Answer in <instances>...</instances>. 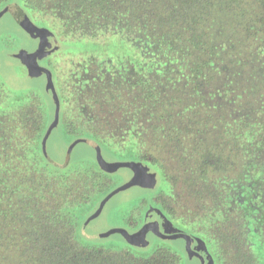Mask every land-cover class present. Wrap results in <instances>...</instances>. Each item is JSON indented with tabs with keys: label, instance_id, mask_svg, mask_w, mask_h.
I'll return each instance as SVG.
<instances>
[{
	"label": "trees",
	"instance_id": "16d2710c",
	"mask_svg": "<svg viewBox=\"0 0 264 264\" xmlns=\"http://www.w3.org/2000/svg\"><path fill=\"white\" fill-rule=\"evenodd\" d=\"M0 5V18L10 13L27 31L30 26L29 32L36 25L47 29L35 18L40 12L58 18L68 30L77 26L94 35L119 34L134 46L130 52L149 60L143 95L160 101L163 91L180 82L191 83L197 95L217 56L216 69L222 72L229 70V56L233 66L239 62L235 50L238 55L249 50L252 60L264 54V0H0ZM236 74L227 73L224 89L239 79ZM6 97L0 82V264L179 263V255L163 247L139 256L86 245L91 215L82 206L106 177L98 170L71 174L60 170L65 165L52 166L41 147L42 131H33L44 127L39 102L33 98L6 108ZM234 124L239 130L224 128L218 148L206 150L199 167L206 177L209 162L219 169L232 160L226 151L233 156L236 150L242 158L243 171L236 178L218 177L226 181L218 191V264H257L250 236L264 249V119ZM233 220L237 228L231 229Z\"/></svg>",
	"mask_w": 264,
	"mask_h": 264
},
{
	"label": "rangeland",
	"instance_id": "374dc122",
	"mask_svg": "<svg viewBox=\"0 0 264 264\" xmlns=\"http://www.w3.org/2000/svg\"><path fill=\"white\" fill-rule=\"evenodd\" d=\"M46 14L37 12L35 18L38 22H43L41 24H45L50 33L49 42L47 41L44 48L50 55L57 77V92L63 100L67 102L68 98L79 97L81 104L83 102L88 105L86 98L89 93L83 92L77 96L76 89L80 87L77 85L78 80L82 74H87L91 79L101 71L105 73V76H102L103 93L98 96L105 101L104 107L90 110L86 106L84 111L88 112H85L86 116L81 120L82 126L89 123L88 125L94 126V131L55 129L46 141L47 156L55 160L57 166L65 165V161L69 159V165L63 169L60 167V170L71 174L98 170L106 177V182L104 179L105 183L99 186L101 189L90 193V200L83 203L82 207L90 213L89 216L91 215L85 231L89 237L85 240L83 238V242L88 246L127 249L139 256H148L156 248L163 247L179 255L178 264H218V191H221V185L226 183L218 177L236 178L238 173L243 171V160L239 158L236 150L231 152L233 156L226 151L224 155L229 154L232 160L219 169L209 162L208 175L204 178L200 177L202 172L198 165L206 150L218 148L219 133L224 128L239 130L237 124H234L235 120L249 122L254 117L255 120L263 121L264 110L260 107L264 102V54L261 53L259 58L253 57L252 60L249 50L242 51L245 52L243 55H238V50H235L234 60L238 62L239 58L240 63L247 65L238 62L233 66L230 64L232 57L229 56V70L222 72L216 69L217 56L213 70L207 69L209 77L202 81L201 91H198L197 95L190 88L191 83L186 85V82H180L183 87H180V83L174 88L169 86L163 91L161 101L157 96L147 97L148 93L143 95V90L141 98L138 94L140 87L129 88L130 84L126 85L127 83L122 81L117 84L110 82V77L115 75L116 70H121L131 80L145 79V64L149 60L143 59L141 54L137 56L136 53L130 52L134 50V46L112 31L94 35L77 26H70L68 30L61 26L58 18ZM27 18L34 23L32 18ZM37 42L36 37L10 13H5L0 18V82L7 93L4 105H7L6 108H15L19 102L32 101L34 98L39 102L44 126L47 128L54 116V96L44 76H30L20 64V60L14 57L15 53L33 49ZM58 47L64 48L58 50ZM86 69L88 73L85 72ZM229 71H237L239 74L235 77L239 79L224 89ZM139 103L143 105L141 135L138 140L134 136L124 138L123 134L128 131H125L127 124H123L127 121L126 117L135 112ZM65 105L70 108L69 104ZM127 108L131 109L132 114H123ZM245 111H248L250 116L246 113H243L246 114L245 117L239 115ZM74 114L79 115L78 107L75 108ZM69 121L76 127L80 123L77 118ZM175 126L187 129H182L185 132H180L181 135H175ZM189 128L194 133L197 128L201 129L203 136L200 138L198 134L187 132ZM183 134L186 135L185 138ZM69 147L73 149L68 157ZM100 148H104L105 154L113 152L119 159L146 164V176L155 183L159 180L162 183V192L173 195L162 198L172 216L155 201L159 206L150 212L145 211L141 206L144 200L139 198L143 187L139 181L125 186L104 203L100 214H95L105 197L131 181L135 173L130 166H118L112 172L111 169H102L98 157ZM138 152L148 156L149 160L153 157L155 161L138 160ZM164 171L171 181V188L163 178ZM235 212L231 210L232 218L237 216ZM147 220L158 222L160 232L166 235L176 234L180 230L188 231L190 248L182 236L163 238L148 232L142 242L132 244L120 232L100 235L116 227L125 228L130 232ZM233 226L237 228L234 220L231 229ZM255 238L250 236L252 248L257 255V264H264V249ZM224 247L226 245L223 244V250Z\"/></svg>",
	"mask_w": 264,
	"mask_h": 264
},
{
	"label": "flooded vegetation",
	"instance_id": "af4514ba",
	"mask_svg": "<svg viewBox=\"0 0 264 264\" xmlns=\"http://www.w3.org/2000/svg\"><path fill=\"white\" fill-rule=\"evenodd\" d=\"M18 22L22 25V22L21 21H18ZM24 24L27 25L25 21H24ZM29 27H28V30L30 31L31 29ZM30 33L32 35H34L36 37L37 41H38L37 44H36V47H34L33 49H30L28 51H22V52L15 53L14 54V57H17L20 60V64L24 67V69L26 70V72L30 76H32V77L44 76L45 79H46V81H47L48 87H49V89L51 90V92H52V94L54 96V92H53V90H52V88H51V86H50V84L48 82V75H47L46 70H49L50 73H51V75H52V80H53V83H54L56 92H57V87H56V79H57V77H56V74L54 72V68L52 66L51 59L49 58L50 55H49V53L44 48V45L47 43V41L49 42L50 33L48 32V29H46V30L45 29H41L38 26H34L33 29H32V31ZM48 34H49V37H48ZM40 46H42V48H41L40 52L38 53V55L36 57V64H35V66H32V70L36 74L35 75H32L30 73V68L28 67V64H26L24 61H22V59L19 58L18 54L25 53V52L26 53L35 52ZM62 48H64V47H58L57 49L60 50ZM39 66H41L43 69L40 70V71H36L37 69L35 67H39ZM85 72L88 73L87 69L85 70ZM101 72H99L97 74V76H94L91 79H90V77L86 76L87 74H85V75L82 74V77L78 80V84L77 85L80 86V87L78 89H76V92H78L77 93V96L80 93H83V92L89 93L88 94V97L86 98V103H88V105H85L83 102L81 104V100L79 101V97H74V98L71 97V98H68L67 102H65L63 100V97H61L60 93L57 92L58 98H59L58 119H57L56 124L51 128V132L53 130H55V129H57L58 131H94V126L88 125L89 123H87L86 125H83L82 126V121L81 120H84V117L86 116L85 112H88V111H84V109H85L86 106L90 110L91 109L96 110L95 107H99V108L104 107L105 101H103V98L101 100L98 97V96H100L99 93H103L102 92V87L104 85V77H102V76H105V73L102 72V74H101ZM119 81L120 82L122 81V83H127L126 85L130 84V86L128 85L129 88H132V86L133 87H136V88H139L140 87L141 90L139 89L140 92L138 94L140 95L139 97L142 98V80L141 79H138L137 78L135 80H131V79H129V77H127L126 75H124L121 72V70H116L115 71V75L113 77H110V82H111V84H117V82H119ZM79 84H81V85H79ZM75 87H77V86H75ZM54 101H55V109H54L53 120L51 121V123L47 126V128L45 127L46 126L45 125L43 128H41V130L40 129H34L33 130V131H38V130L39 131H42V138H41V141H40L41 142L42 150H43V140H44V137H45L47 131L49 130L51 124L56 119L57 103H56L55 97H54ZM65 103H67V104L70 105V108L69 109H68V107H66ZM76 107L79 108V115L78 114H74ZM125 110L126 111L123 114H127V113H131L132 114L130 108L129 109L127 108ZM89 113H90V111H89ZM142 115H143V105H142V103H139V105L136 106V108H135V112L131 116L126 117V120L127 121H125L123 125L125 126V124H127V126L125 127L126 129L125 128L124 129H125L126 132L127 131L128 132L125 133V134H123V137L124 138H126V136H131V137L134 136L135 139L138 140V137L141 135V131H142V127H141L142 126V123H143ZM76 118L80 122V123H78V127H76L75 124H73V123H71V121H69V120L76 119ZM42 119H43V117H42ZM182 129L186 130L187 128L175 129V131H173V132H176L175 135H181L180 132H182V133L185 132V131H182ZM100 131H103V130H100ZM51 132H50V134H51ZM187 132H191V133H193V135L194 134L195 135L198 134V136H200V138L203 136V131L201 129H199V128H197V130H196L195 133H194V131H190V128H189V130H187ZM50 134L48 135L47 139L49 138ZM165 135H166V133H165ZM182 136H183V138L186 137L185 134H183ZM179 143L181 144L182 141L180 140ZM72 149H73V147H69V149L67 150L68 151V157L70 156ZM43 153H44L45 159L52 166L58 167V168L60 166H62V165L57 166V163L55 162V160H53L50 157H48L47 156L48 154L45 153L44 150H43ZM181 153H183V150H181ZM199 154H201V150L199 151ZM98 157H99V160H100L101 163L102 162H103V164L106 163V165H104V166L107 167L108 165H110L109 168L108 167L107 168L106 167L105 168H102V166H101V168L104 169V170L111 169L110 170L111 172L114 171L117 168V167L112 168L113 166H111V165H113V163L120 162V161L121 162H131L132 161V160H129V159L128 160L119 159L118 157L115 156V154L113 152H111L110 154H105L104 153V148L98 149ZM111 157H115L116 159L115 160H112ZM136 157H137L138 160H145L146 162H148V161L154 162L155 161L153 157H151V160H149L148 156H146L145 154H142L140 152H138V154H137ZM135 164H137L138 167H136V168H133L132 166H130V167H132L134 169V171H135L134 177H137L140 174V176H139L140 179L138 181L142 183L143 187L140 190V196H139V198L144 200V202H142L141 206L144 207L145 211L150 212V210L156 209L160 205L170 216H172V213H170L169 209H167L165 207V204H164L162 198L165 197V196H173V195H170V194H167L165 192H162V189H161L162 183L159 180H158L157 183H155V182H153V180H151V178H149L148 176H146V174H145L146 169H147V165L146 164H144L143 162L141 164L140 162H137V161H135ZM67 165H69V159H67V161H65V166H67ZM139 167H140L141 170H139ZM159 167H162V169H163V166L160 165ZM200 177H203V176L201 175ZM163 178L165 179L166 182H168V185L171 188V181L168 178V176L165 173V171H164ZM203 178H200V179L202 180ZM120 191H122V189H120L112 197H114L115 195H117ZM154 201L157 202V204H159V205H157ZM147 223H155L157 225L158 229H159L158 222H156L154 220H147V221L143 222L141 225H139L136 229H134L133 231H130V232L133 233V232L138 231L142 226H144ZM159 231H160V229H159ZM148 232L155 233L151 229L148 230ZM147 233H146V235H147ZM155 234L157 236H159V237H162V236L158 235L157 233H155ZM176 234H184V235L189 236V232L188 231H185V230L177 231ZM182 237L185 239V241H187V238L186 237H184V236H182ZM189 241H190V236H189Z\"/></svg>",
	"mask_w": 264,
	"mask_h": 264
},
{
	"label": "water",
	"instance_id": "95a60500",
	"mask_svg": "<svg viewBox=\"0 0 264 264\" xmlns=\"http://www.w3.org/2000/svg\"><path fill=\"white\" fill-rule=\"evenodd\" d=\"M41 48H42V46H40L35 52H32V53H26V52H25V53H20V54H18L19 58H21L22 61H24L26 64H28V67L30 68V73H31L32 75H35V74H36V73L32 70V66H35V64H36V57H37L38 53L40 52ZM35 68L37 69L36 71H40V70L43 69L41 66H39V67H35ZM46 72H47V75H48V82H49V84H50V86H51V88H52V90H53V92H54V97H55V99H56V103H57V114H56V119H55V121L51 124V126H50L49 130L47 131V133H46V135H45V137H44V140H43V150H44L45 153H47V152H46V140H47V137H48V135H49L50 132H51V128H52V127L56 124V122H57V119H58V112H59V98H58V94H57V92H56V89H55V86H54V83H53V80H52V75H51V73H50L49 70H46ZM104 165H106V163L103 164V162H102V163H101V166H102L103 168L106 167V166H104ZM109 166H110V165H108L107 167L109 168ZM111 166H113L112 168H115V167H118V166H132L133 168L138 167V165L135 164V163H132V162H121V161H120V162L113 163V165H111ZM107 167H106V168H107ZM139 170H141L140 167H139ZM139 176H140V174H139L137 177H134L131 181H129V182L126 183L125 185H123V186L117 188L116 190H114V191H112L110 194H108V195L105 197V199L103 200V202H102V204H101V207H99V209H98V211L96 212V214H100V213H101L104 203H106V202H107V201H108V200H109V199H110L115 193H117L120 189H123L125 186L131 185V184L137 182V181L140 179ZM137 196H139V195H137ZM94 216H95V215H94ZM150 229L153 230V231H154L155 233H157L158 235L164 237V238H174V237H177V236H184V237L187 238V244H188V247L190 248L189 236L184 235V234H172V235H166V234H163V233H161V232L159 231V229H158V227H157V225H156L155 223H147V224H145L144 226H142L138 231L133 232V233L129 232V231H128L127 229H125V228L116 227V228H112V229H110L109 231L104 232V233H102V234H100V235H101V236H106V235H108V234H110V233H113V232H120V233H122V234L124 235V237L126 238V240H127L128 242H130V243H132V244H139L142 240L145 239V235H146V233L148 232V230H150Z\"/></svg>",
	"mask_w": 264,
	"mask_h": 264
}]
</instances>
